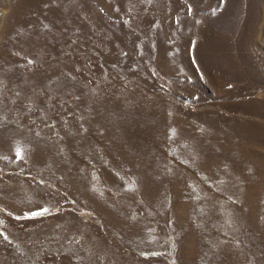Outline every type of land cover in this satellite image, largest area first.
Masks as SVG:
<instances>
[{
	"label": "rangeland",
	"instance_id": "rangeland-1",
	"mask_svg": "<svg viewBox=\"0 0 264 264\" xmlns=\"http://www.w3.org/2000/svg\"><path fill=\"white\" fill-rule=\"evenodd\" d=\"M0 264H264V0H0Z\"/></svg>",
	"mask_w": 264,
	"mask_h": 264
},
{
	"label": "snow or ice",
	"instance_id": "snow-or-ice-1",
	"mask_svg": "<svg viewBox=\"0 0 264 264\" xmlns=\"http://www.w3.org/2000/svg\"><path fill=\"white\" fill-rule=\"evenodd\" d=\"M19 158H20V151L17 150V159H19ZM47 211H48L47 209H43L39 213H33V215H43Z\"/></svg>",
	"mask_w": 264,
	"mask_h": 264
}]
</instances>
